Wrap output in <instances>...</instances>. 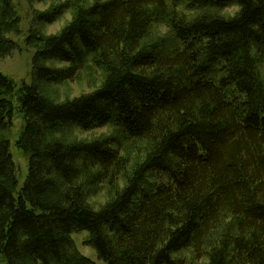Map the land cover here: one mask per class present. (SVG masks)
<instances>
[{"label":"trees","instance_id":"1","mask_svg":"<svg viewBox=\"0 0 264 264\" xmlns=\"http://www.w3.org/2000/svg\"><path fill=\"white\" fill-rule=\"evenodd\" d=\"M64 1L36 20L73 8L71 22L27 38L31 84L0 72V264H94L72 238L83 231L107 264H264V0ZM231 6V18L207 13ZM163 23L169 36L155 39ZM20 24L0 0V61L18 49ZM89 63L105 73L98 89L62 103L44 92ZM15 97L21 189L5 135ZM109 126L122 139L54 137ZM125 141L146 144L141 162ZM104 183L116 194L95 208Z\"/></svg>","mask_w":264,"mask_h":264},{"label":"rangeland","instance_id":"2","mask_svg":"<svg viewBox=\"0 0 264 264\" xmlns=\"http://www.w3.org/2000/svg\"><path fill=\"white\" fill-rule=\"evenodd\" d=\"M95 0H83L85 3H92ZM16 7L17 14L21 20L20 24V34H10L9 37L13 39L18 44V49L11 53L10 56L2 59L0 61V72L12 80L17 89L21 86L23 82L31 84L32 82V71H33V57L35 54V46L27 43V38L30 34L35 33L42 37H49L59 33L71 20L74 18L75 9L70 8L65 10L63 16H61L54 24H45L36 20L39 14L49 12L55 8L60 7L64 4V0H45L32 1V0H13ZM207 11V10H206ZM237 12L235 6L228 7L223 10L207 11V13L217 14L224 16L226 18H231ZM188 16H194V14L189 13ZM169 28L166 23L156 25L153 28L155 39H164L169 36ZM53 67L61 68L64 67L62 64L51 63ZM260 73L264 80V64L260 66ZM77 79L72 83H62V84H46L43 87L44 92L56 100L57 102H65L67 100H73L84 94H88L96 89H98L105 79V73L103 70L94 67L92 64H88L86 68L78 74ZM14 101V117H13V127L5 135L11 144V153L13 155L19 188L21 189L28 176V162L22 152L17 148L16 142L18 141L21 132L24 127V120L19 111V103L17 98ZM115 137L120 140L122 139L119 131L112 126L98 129L89 133H84L80 129L73 128V130H65L54 137L64 140L67 142H78V141H94L100 140L108 137ZM123 153L127 155L133 162H141L144 158V154L147 152L146 144L138 141L123 142L122 143ZM120 179V178H119ZM126 185L124 179H120L119 188ZM93 190V196L90 198V203L95 208H101L111 199L114 198L117 189H110L108 183H104L101 186H97ZM74 243L79 250V252L86 258L90 259L94 264H107L106 262L98 258L97 251L88 243L91 238V234L88 231H83L80 233H75L72 235ZM184 256L188 260H193L191 254L185 253ZM206 261H203V264Z\"/></svg>","mask_w":264,"mask_h":264}]
</instances>
